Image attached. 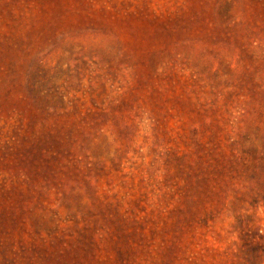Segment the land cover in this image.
Instances as JSON below:
<instances>
[{
	"label": "rangeland",
	"instance_id": "obj_1",
	"mask_svg": "<svg viewBox=\"0 0 264 264\" xmlns=\"http://www.w3.org/2000/svg\"><path fill=\"white\" fill-rule=\"evenodd\" d=\"M0 264H264V0H0Z\"/></svg>",
	"mask_w": 264,
	"mask_h": 264
}]
</instances>
